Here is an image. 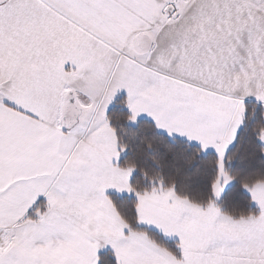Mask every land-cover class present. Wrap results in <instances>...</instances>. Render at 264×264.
Wrapping results in <instances>:
<instances>
[{
  "label": "snow or ice",
  "instance_id": "obj_1",
  "mask_svg": "<svg viewBox=\"0 0 264 264\" xmlns=\"http://www.w3.org/2000/svg\"><path fill=\"white\" fill-rule=\"evenodd\" d=\"M0 264H264V0H0Z\"/></svg>",
  "mask_w": 264,
  "mask_h": 264
}]
</instances>
